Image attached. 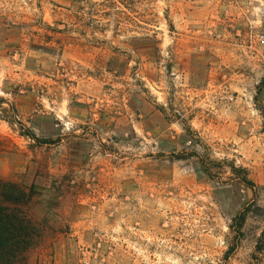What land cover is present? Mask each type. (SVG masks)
I'll use <instances>...</instances> for the list:
<instances>
[{
    "label": "rangeland",
    "instance_id": "obj_1",
    "mask_svg": "<svg viewBox=\"0 0 264 264\" xmlns=\"http://www.w3.org/2000/svg\"><path fill=\"white\" fill-rule=\"evenodd\" d=\"M0 180L14 264H264V0H0Z\"/></svg>",
    "mask_w": 264,
    "mask_h": 264
},
{
    "label": "trees",
    "instance_id": "obj_2",
    "mask_svg": "<svg viewBox=\"0 0 264 264\" xmlns=\"http://www.w3.org/2000/svg\"><path fill=\"white\" fill-rule=\"evenodd\" d=\"M29 136L27 135V138L38 141L33 135ZM41 144L46 143L43 141ZM230 173L243 185L254 189L245 169L232 165ZM25 199L26 195L16 186L0 180V264H14L31 245V226L15 208L8 207L20 205ZM240 220L242 221V218Z\"/></svg>",
    "mask_w": 264,
    "mask_h": 264
}]
</instances>
